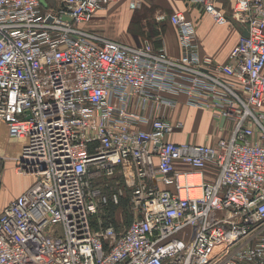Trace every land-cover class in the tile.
Here are the masks:
<instances>
[{"label":"built area","instance_id":"2783aa9c","mask_svg":"<svg viewBox=\"0 0 264 264\" xmlns=\"http://www.w3.org/2000/svg\"><path fill=\"white\" fill-rule=\"evenodd\" d=\"M115 1L0 0V121L26 142L16 172L36 178L0 209V264H264V0H232L246 33L225 64L181 12L178 58L84 28ZM181 95L229 135L172 141ZM121 178L125 229L107 217Z\"/></svg>","mask_w":264,"mask_h":264},{"label":"crops","instance_id":"0c3cea01","mask_svg":"<svg viewBox=\"0 0 264 264\" xmlns=\"http://www.w3.org/2000/svg\"><path fill=\"white\" fill-rule=\"evenodd\" d=\"M138 1H142V5H137L136 7L134 5V9L131 5L128 8L118 3L108 5L105 11L101 12L89 23L90 27L84 28L101 37L122 42L131 47L142 48L149 44L155 52L165 51L172 58H178L181 55L179 34L177 28L170 23L169 17L174 12H181L197 28L201 55L210 57L221 64L229 62V55L232 48L237 44L240 35L246 33L245 27L238 23L232 16V0H216V6L228 18L229 23L226 26L218 25L206 13L203 5L195 0ZM144 8L145 12L153 13L149 14L150 18L148 19L147 16L145 17L141 14ZM111 15L112 17L119 16L122 18L125 24L121 29L122 31H126L127 34H130L131 41H129L127 36H117L116 33L114 36H111L106 25L104 27L101 26L100 23L102 21L106 23L111 18ZM149 19L154 22V27L153 30L151 29V32L144 27V24H147V20ZM134 20L138 22V29L136 27V31L138 32L133 35L137 40L133 39L134 37L130 32ZM117 28H119V25ZM110 33L112 32L110 31ZM178 98L180 103L168 114H170V118L173 121L177 119L184 121L185 129L184 132L173 135L171 137L172 141L178 143L190 141L198 144H211L218 138L229 135L230 125L225 120H215L212 112L188 106L186 104V98L182 95ZM261 118L264 122V109L261 112ZM213 119L219 127L214 126ZM202 120H205L203 126ZM197 132L203 135H199L197 137L198 139L194 141L195 136L193 134ZM207 136L210 137L207 138ZM25 143L23 139L12 138L7 125L0 121V188L1 186L3 188L2 197L0 196V209L25 194L35 183L31 176L16 172V160L20 158Z\"/></svg>","mask_w":264,"mask_h":264},{"label":"rangeland","instance_id":"374dc122","mask_svg":"<svg viewBox=\"0 0 264 264\" xmlns=\"http://www.w3.org/2000/svg\"><path fill=\"white\" fill-rule=\"evenodd\" d=\"M48 1L52 2L53 0H48ZM136 2H137V0H118V1L112 2L111 4H115V3L123 4L127 8L131 5V7L134 9V5H135V7L137 5L138 6L142 5V3H141L142 1H138L137 3ZM141 14L144 15L145 17L147 16V19H148V18H150L149 14H153V13L152 12H145V8H144V10L142 11ZM113 17H116V18H113ZM113 17L111 15V18H109L106 23H103V21H102L100 23L101 26L104 27L106 25V27L109 30V35L114 36V34L116 33L117 36H122V37L127 36L129 41H131L130 40L131 39L130 38V34H127L126 31H122V29H121L124 26V24H125L123 22L122 18H120L119 16H113ZM147 21H148V23L144 24V27L146 28V30L149 29L150 32H151L153 30V27H154V22L151 19H149ZM118 25H119V28H117ZM85 27L86 28L90 27V24L85 25ZM136 27L138 29V22L136 20H134L133 27L131 28V31H130L132 33V36L134 34H137V32H138V31H136ZM141 29H142V26H141ZM117 30H119V31H117ZM110 31L112 33H110ZM133 39H136V38L134 37ZM214 121L215 120L213 119L214 126L215 127H219V125L216 123V121L215 122ZM204 123H205V120H202V126H203ZM187 132L190 133L189 131H187ZM193 135L195 136V138H194V141H195L196 139H198L197 137H199L200 134L197 132V133H194ZM202 135L203 134H201L200 136H202ZM208 137H210V136H207V138ZM120 176L124 177L121 174H120ZM31 177L34 179V182L36 183V178L33 177V176H31ZM114 182H115V179H112V178L111 179L110 178H104V179L100 180L101 185H103L104 187H105L106 184H110L111 185ZM119 183H120L119 186H121L123 188V190H124V195L121 198L120 203L118 205H115V204L110 205L109 213H108L107 217H108V219L111 222H114V224L119 229H125L126 227L129 226V224L131 223V221L133 220V217H134V214H133V211H132V206H131L132 188H131V185L128 184L127 180H125V178L124 179L121 178V180H119ZM2 193H3V188L1 186V188H0V196L2 195Z\"/></svg>","mask_w":264,"mask_h":264}]
</instances>
